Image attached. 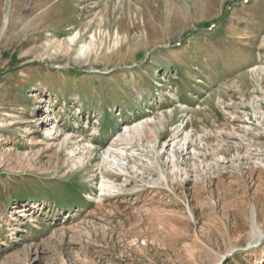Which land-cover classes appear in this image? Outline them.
<instances>
[{
    "label": "rangeland",
    "instance_id": "1",
    "mask_svg": "<svg viewBox=\"0 0 264 264\" xmlns=\"http://www.w3.org/2000/svg\"><path fill=\"white\" fill-rule=\"evenodd\" d=\"M0 264H264V0H0Z\"/></svg>",
    "mask_w": 264,
    "mask_h": 264
},
{
    "label": "bare ground",
    "instance_id": "2",
    "mask_svg": "<svg viewBox=\"0 0 264 264\" xmlns=\"http://www.w3.org/2000/svg\"><path fill=\"white\" fill-rule=\"evenodd\" d=\"M48 34H50L49 32H48ZM52 34V33H51ZM76 38V36H74V38H72V42L74 41V39ZM70 100H72V101H80V96L78 95V94H75V95H72L71 97H70ZM42 109H44V111L45 110H47V106H44ZM43 111V112H44ZM45 113V112H44ZM121 138V137H120ZM81 146V145H80ZM84 147V146H83ZM85 149V148H84Z\"/></svg>",
    "mask_w": 264,
    "mask_h": 264
}]
</instances>
